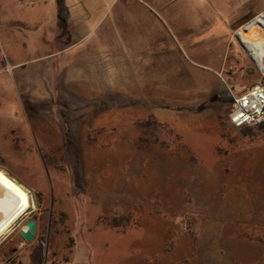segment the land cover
Segmentation results:
<instances>
[{
  "label": "rangeland",
  "instance_id": "rangeland-1",
  "mask_svg": "<svg viewBox=\"0 0 264 264\" xmlns=\"http://www.w3.org/2000/svg\"><path fill=\"white\" fill-rule=\"evenodd\" d=\"M208 1L76 0L72 33L0 39V171L32 203L0 264H264V125L228 122L264 77Z\"/></svg>",
  "mask_w": 264,
  "mask_h": 264
},
{
  "label": "crops",
  "instance_id": "crops-1",
  "mask_svg": "<svg viewBox=\"0 0 264 264\" xmlns=\"http://www.w3.org/2000/svg\"><path fill=\"white\" fill-rule=\"evenodd\" d=\"M154 2H161V0H154ZM65 3L69 11L68 29L69 32L72 33L74 27L77 24H82L87 16L76 0H71L70 5L67 4L66 0ZM208 9L209 12L207 11V19L201 22L203 27H206L207 25L210 27L215 21V12H220V14L226 15L230 19V26H232L231 28L233 32L238 28V30L242 29L255 18L264 15V6H255L254 0H231V2L228 1L221 4H219L217 0H209ZM55 21H57V14L53 0H48L46 4L42 0H27L26 2L25 0H0V39H12L15 32L20 30L25 31L26 25L32 24L38 26L43 25L44 23L53 24ZM201 30L199 29L200 33L203 32V30ZM236 36L238 37L237 34ZM205 41L219 43V47L215 48L213 51H208L207 53L205 51L203 54L207 57L210 63L218 67L219 71L221 65L217 64L218 62H216V60L219 57H223L222 37L217 33ZM238 41H240L239 38ZM241 45L244 47L242 43ZM24 74L25 73H23V75ZM23 88H25V85H23Z\"/></svg>",
  "mask_w": 264,
  "mask_h": 264
},
{
  "label": "bare ground",
  "instance_id": "bare-ground-1",
  "mask_svg": "<svg viewBox=\"0 0 264 264\" xmlns=\"http://www.w3.org/2000/svg\"><path fill=\"white\" fill-rule=\"evenodd\" d=\"M236 34L253 62L263 66L264 15L255 18ZM31 208L32 203L26 190L0 171V238Z\"/></svg>",
  "mask_w": 264,
  "mask_h": 264
},
{
  "label": "built area",
  "instance_id": "built-area-1",
  "mask_svg": "<svg viewBox=\"0 0 264 264\" xmlns=\"http://www.w3.org/2000/svg\"><path fill=\"white\" fill-rule=\"evenodd\" d=\"M255 67L264 77V64ZM228 122L235 128L258 127L264 123V80L243 93H231Z\"/></svg>",
  "mask_w": 264,
  "mask_h": 264
},
{
  "label": "trees",
  "instance_id": "trees-1",
  "mask_svg": "<svg viewBox=\"0 0 264 264\" xmlns=\"http://www.w3.org/2000/svg\"><path fill=\"white\" fill-rule=\"evenodd\" d=\"M55 3V9H56V14H57V20L60 24V27L62 29L68 28L69 27V11L66 6L65 0H54ZM65 125H67L66 120H63ZM264 123L258 127H262ZM249 128V127H245ZM67 133V129L65 134Z\"/></svg>",
  "mask_w": 264,
  "mask_h": 264
},
{
  "label": "water",
  "instance_id": "water-1",
  "mask_svg": "<svg viewBox=\"0 0 264 264\" xmlns=\"http://www.w3.org/2000/svg\"><path fill=\"white\" fill-rule=\"evenodd\" d=\"M235 38L238 40V37L235 34ZM241 44V43H240ZM36 230V223L34 220H29L25 223L22 229L19 231L20 237L23 239V242L29 243L33 240Z\"/></svg>",
  "mask_w": 264,
  "mask_h": 264
}]
</instances>
